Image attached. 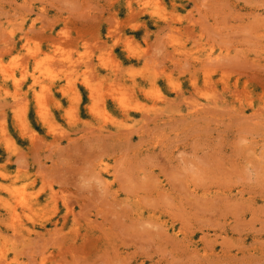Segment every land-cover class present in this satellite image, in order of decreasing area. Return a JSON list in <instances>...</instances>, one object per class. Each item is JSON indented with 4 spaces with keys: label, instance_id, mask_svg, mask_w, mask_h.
Listing matches in <instances>:
<instances>
[{
    "label": "rangeland",
    "instance_id": "obj_1",
    "mask_svg": "<svg viewBox=\"0 0 264 264\" xmlns=\"http://www.w3.org/2000/svg\"><path fill=\"white\" fill-rule=\"evenodd\" d=\"M0 264H264V0H0Z\"/></svg>",
    "mask_w": 264,
    "mask_h": 264
},
{
    "label": "bare ground",
    "instance_id": "obj_2",
    "mask_svg": "<svg viewBox=\"0 0 264 264\" xmlns=\"http://www.w3.org/2000/svg\"><path fill=\"white\" fill-rule=\"evenodd\" d=\"M82 211V210H81ZM14 215V214H13ZM13 219V218H12Z\"/></svg>",
    "mask_w": 264,
    "mask_h": 264
}]
</instances>
